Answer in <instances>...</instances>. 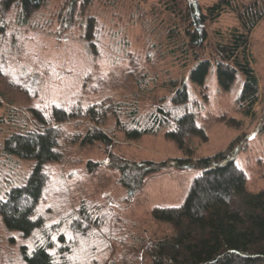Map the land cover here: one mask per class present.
<instances>
[{
  "label": "rangeland",
  "instance_id": "374dc122",
  "mask_svg": "<svg viewBox=\"0 0 264 264\" xmlns=\"http://www.w3.org/2000/svg\"><path fill=\"white\" fill-rule=\"evenodd\" d=\"M168 1L92 0L88 5L77 4L73 18L68 19L70 0H46L26 23L20 21L16 7L5 10L0 3V117L5 120L0 123V193L10 185H20L35 163L2 153L4 136L16 127L9 120L14 109L21 115L29 107L48 113L52 105H96L105 114L98 127L112 137L109 145H81L72 137L85 134L93 122L79 118L61 125V158L44 165L48 182L36 210L44 225L23 237L6 230L0 219V264H21L20 247L32 248L50 229L54 241L65 232L79 257L84 255L79 251L83 246L107 235L103 246L98 244L89 251L96 264H141L145 244L172 232V227L156 221L151 211L155 206L180 205L201 171L167 168L151 173L129 197L119 171L110 164L114 157L159 162L182 155L175 142L164 136V130L138 140L125 139L120 130L132 108L144 121L157 106L172 104L173 82L186 85L187 106L193 108L195 121L207 136L206 141L186 136L196 155L228 152L232 143L243 145L241 140L249 135L236 163L246 174L248 191L264 188V18L249 38L260 93L254 114L247 116L238 107L244 83L241 73L224 88L217 79L215 61L201 86L188 76L192 60L184 64L164 51L160 22L173 23V16L164 10ZM197 1L205 9L217 0ZM90 19L95 25L92 39L87 40L86 21ZM237 26L233 13L225 12L214 23L209 22L208 31L214 39ZM82 206L99 221L93 224L96 229L78 221ZM76 219L78 227L71 225Z\"/></svg>",
  "mask_w": 264,
  "mask_h": 264
},
{
  "label": "trees",
  "instance_id": "16d2710c",
  "mask_svg": "<svg viewBox=\"0 0 264 264\" xmlns=\"http://www.w3.org/2000/svg\"><path fill=\"white\" fill-rule=\"evenodd\" d=\"M45 1L0 0V3L5 10L16 7L20 21L26 23L32 11ZM70 1L71 6H66L68 19L73 18L77 4L88 5L92 0ZM164 10L174 20L169 26L160 22L164 30V51L184 64L192 60L188 76L193 83L201 86L211 63L215 61L217 79L224 88H228L236 74L241 73L244 83L238 107L244 110L245 115H253V106L260 91L248 46L250 33L264 18V0H217L205 9L197 0H170L165 3ZM225 12L233 13L238 26L225 36L215 35L213 39L208 24L217 21ZM90 20L86 21L87 40L92 39L95 25ZM170 87L172 104L157 106L144 121L134 107L128 112V121L120 126V130L127 140H138L144 135H155L164 130V136L175 142L182 155L159 162H136L114 157L110 164L119 171L120 183L129 197L151 173L167 168L201 171L180 205L155 206L152 209V217L169 224L172 232L145 244L146 255L141 264H264V188L258 192L248 191L245 188L246 174L236 163L237 153L246 144L249 135L241 140L243 145L232 143L228 152L197 156L186 136H198L203 141L207 140V136L195 121V111L187 106L186 85L173 82ZM26 110L21 115L15 109L10 112L9 120L16 127L4 136L1 143L5 157L35 161L20 185H10L0 193L3 226L23 237H29L44 225V219L36 214V210L48 182L44 165L61 158L58 149L61 125L87 118L93 126L85 134L73 136L72 141L81 145L95 142L109 145L112 142L110 134L98 127L105 114L96 105H52L48 113L36 107ZM4 121L0 117V123ZM88 167L92 170L93 165L88 163ZM87 209V206L78 209V221L94 229L93 224L97 225L99 221L92 218ZM75 221L71 225L80 226L77 219ZM52 233L50 229L30 249L22 245L19 255L21 264H96L89 251L98 244L103 246L107 238V235L97 237L95 244L83 246L79 251L84 255L79 257L74 253L78 249L68 243L65 232L58 235V241L52 239Z\"/></svg>",
  "mask_w": 264,
  "mask_h": 264
}]
</instances>
